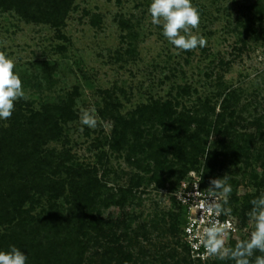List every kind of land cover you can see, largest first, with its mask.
Wrapping results in <instances>:
<instances>
[{
    "label": "rangeland",
    "instance_id": "obj_1",
    "mask_svg": "<svg viewBox=\"0 0 264 264\" xmlns=\"http://www.w3.org/2000/svg\"><path fill=\"white\" fill-rule=\"evenodd\" d=\"M149 3L75 0L74 9L59 30L0 8V51L14 59L27 96L15 104V110L21 107L29 116L47 105L65 101L73 104V119L63 124L59 138L49 139L45 152H67L74 163L96 170L98 178L114 191L133 186V196L123 207L101 209L102 217L117 226L119 243L104 237L101 243L91 244L85 254L86 263L115 264V255L109 258L106 250L111 247L118 251L121 247L131 254V264H190L176 224L179 209L175 193L193 173L204 176L210 171L209 186L211 179L230 175L229 183L242 201L264 192V134L256 122L259 118L263 121L264 116V33L257 38L247 36L239 25V20L251 16L253 7L264 4V0H193L201 12L199 28L193 31L207 38V46L189 52L178 51L167 43L160 26L151 22ZM179 85L189 87L190 93L179 96ZM232 90H236L234 107L241 116L234 124L232 137L239 140L244 135L246 141L241 142L251 149L248 158L244 155L237 159L229 150L227 156L222 155V145L211 135L199 164L181 179L182 168L167 178L168 169L154 175L153 161L151 170L143 169L128 162L126 150L117 152L110 147L114 127L108 116L110 110L128 115L153 98L177 97L179 110L194 113L196 108L204 110L203 103L209 99L210 106L215 107V114L209 115V121H213L221 112L224 94ZM80 108L96 109V129L84 126L81 131ZM10 120L0 123L6 127ZM213 149L219 155L210 160L209 168L207 154ZM135 177L139 178L138 184ZM160 177L167 178L164 184ZM70 189L68 185V196ZM67 201L65 196L54 200L43 195L32 214L47 210L52 203L66 209L70 205ZM234 217L240 227L234 238L237 241L250 233L252 223L249 218L242 223ZM4 229L0 225V230Z\"/></svg>",
    "mask_w": 264,
    "mask_h": 264
},
{
    "label": "trees",
    "instance_id": "obj_2",
    "mask_svg": "<svg viewBox=\"0 0 264 264\" xmlns=\"http://www.w3.org/2000/svg\"><path fill=\"white\" fill-rule=\"evenodd\" d=\"M74 3L75 0H0V8L16 11L27 21L49 24L59 30L74 9ZM239 25L247 36L252 34L257 38L264 33V4L255 5L251 16L239 20ZM245 41L243 39L244 44ZM178 88L179 96L190 93L187 86L179 85ZM224 95L221 112L213 121H209V115L215 114V107L210 106L209 99L203 103L206 105L204 110L196 108L194 113L189 109L179 110L181 102L177 97L166 100L153 98L138 105L128 115L110 110L108 116L114 121L110 147L117 152L126 150L128 162L143 169L151 170L153 161L154 175L160 169H168L167 178L182 168L179 170L181 179L190 168L199 164L211 135L222 145V155L227 156L229 151H233L237 159L244 155L248 158L251 149L249 144L241 142L246 141L244 135L239 140L232 137L234 124L241 119L234 107L236 90ZM72 105L70 101L47 105L43 111L31 110L29 116L20 107L14 111L9 126L4 127L0 123V225L5 227L4 231L0 230V249L16 245L29 255L28 264H91L85 261L91 244L101 243L104 237L116 244L121 236L116 232L117 226L102 217V207H123L133 196V186L112 190L98 178L96 170L74 163L67 152H45L44 146L49 139L59 138L63 124L73 119ZM107 111H102L105 119L108 118ZM262 119L264 121V116ZM263 121L256 119L264 134ZM194 124L196 127L192 129ZM207 155L208 166L219 153L213 149ZM209 175L210 171L203 176V183L207 186ZM167 178L160 177L163 184ZM262 180L264 187V177ZM138 183L139 178L135 177V184ZM68 185L71 187L69 196L66 195ZM43 195L54 200L65 196L70 205L65 209L62 204L52 203L47 210L42 209L33 215L34 205L41 204ZM252 199L242 201L234 190L231 194L228 205L232 208L231 214L242 223L248 219ZM176 204L179 209L176 224L183 240L184 213L177 201ZM173 230L176 234L177 229ZM235 242L231 241L230 246ZM183 245L190 264H194L184 241ZM120 250L113 251L109 247L106 255L109 254V258L111 254L115 255V264L133 263L131 254H126L121 247ZM198 264L222 262L215 258Z\"/></svg>",
    "mask_w": 264,
    "mask_h": 264
},
{
    "label": "clouds",
    "instance_id": "obj_3",
    "mask_svg": "<svg viewBox=\"0 0 264 264\" xmlns=\"http://www.w3.org/2000/svg\"><path fill=\"white\" fill-rule=\"evenodd\" d=\"M148 14L152 24L160 26L161 35L174 49L189 52L207 46V38L193 31L198 30L201 22L200 9L194 6L193 0H150ZM26 99L14 59L6 51H0V121H8L15 111V104ZM79 122L81 131L84 126L96 129L99 123L96 109L80 108ZM229 179L228 174L211 179L207 197L195 200L196 207L202 210L199 224H204L206 217L209 219L202 232L195 220L185 229L189 240L194 241L191 247H203L200 259L215 257L222 264H264V192L249 202L251 209L247 216L252 223L250 233L237 240L234 246H226L225 236L232 230V223L229 220L221 222L219 217L232 213V208L228 206V197L233 192ZM199 194L197 191L194 195L198 197ZM176 198L183 204H189L183 192L177 193ZM190 211H195V208H190ZM28 257L14 244L0 249V264H28Z\"/></svg>",
    "mask_w": 264,
    "mask_h": 264
},
{
    "label": "built area",
    "instance_id": "obj_4",
    "mask_svg": "<svg viewBox=\"0 0 264 264\" xmlns=\"http://www.w3.org/2000/svg\"><path fill=\"white\" fill-rule=\"evenodd\" d=\"M209 186L205 185L203 183V176L201 173H193L189 177H187L178 190L175 193V197L177 193L183 192L185 198L188 200L189 204H183L179 202L176 198L177 203L182 207L183 213H184V225H183V232H182V237L185 245L188 248L189 255L190 257L195 261V262H202L206 263L209 261H212L215 259V257H206L204 259H200V256L202 253H204V249L201 246L199 249H193L191 247V244L194 243V241L189 240V234L185 231V229L190 225L192 220H195L198 224V226L201 229V232L203 231L204 227H207V220L209 218H205V223L204 224H199L200 217L202 215V210H200L198 207H196V202L195 200H202L207 197L208 195V189ZM199 191L200 194L198 197H195V193ZM191 194V195H190ZM190 208H195V211H190ZM219 220L221 222L225 220H229L232 223V230L228 231L225 236V243L226 246H229L231 241L234 240V238L237 237V235L240 233V227L238 225V222L236 221L235 217L231 214L230 216L225 217L224 215H221L219 217ZM193 232H195V226L193 227Z\"/></svg>",
    "mask_w": 264,
    "mask_h": 264
}]
</instances>
